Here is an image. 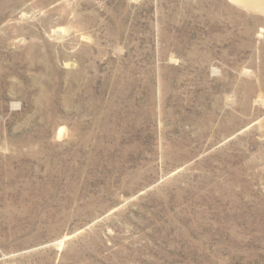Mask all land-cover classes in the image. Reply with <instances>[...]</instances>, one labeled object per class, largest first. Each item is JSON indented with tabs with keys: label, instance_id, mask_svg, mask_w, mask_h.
<instances>
[{
	"label": "rangeland",
	"instance_id": "1",
	"mask_svg": "<svg viewBox=\"0 0 264 264\" xmlns=\"http://www.w3.org/2000/svg\"><path fill=\"white\" fill-rule=\"evenodd\" d=\"M0 264H264V0H0Z\"/></svg>",
	"mask_w": 264,
	"mask_h": 264
},
{
	"label": "bare ground",
	"instance_id": "2",
	"mask_svg": "<svg viewBox=\"0 0 264 264\" xmlns=\"http://www.w3.org/2000/svg\"><path fill=\"white\" fill-rule=\"evenodd\" d=\"M235 1H238V2H242V1H243V2H246V0H235Z\"/></svg>",
	"mask_w": 264,
	"mask_h": 264
}]
</instances>
